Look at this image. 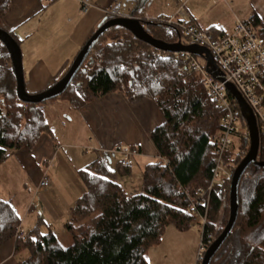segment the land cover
I'll return each instance as SVG.
<instances>
[{
  "label": "trees",
  "instance_id": "obj_1",
  "mask_svg": "<svg viewBox=\"0 0 264 264\" xmlns=\"http://www.w3.org/2000/svg\"><path fill=\"white\" fill-rule=\"evenodd\" d=\"M8 3L0 0V18ZM113 14L100 25L115 18ZM246 22L264 46V22L256 15ZM144 29L167 44L182 38L179 29L159 20ZM260 86L263 91L259 88L257 94L264 108V71ZM110 93H120L130 102L149 99L157 105L163 123L150 138L159 161L144 167L140 191L131 194L120 183L131 175V168L119 162L111 168L110 155L99 154L79 172L85 192L69 209L64 223L69 244L62 247L52 232L41 234L33 229L23 240H15L16 254L29 253L17 264H149L146 254L160 243L168 226L185 232L197 222L188 204L199 188L206 189L210 183L215 153L209 138L221 129L223 117V110L203 87L200 74L188 70L186 61L175 54L158 51L125 29L112 27L99 37L66 91L56 99L78 109ZM257 128V163L241 177L236 222L210 264H264V125L257 123ZM48 129L40 104L18 100L9 55L0 43V163L9 151L30 150ZM235 140L237 146L232 142L225 154L231 175L244 155L242 151L249 147L242 117ZM229 184L230 178L223 193L217 188L210 193L200 241H206L208 235L216 239L226 225ZM18 228L19 218L12 206L0 200V245L14 239Z\"/></svg>",
  "mask_w": 264,
  "mask_h": 264
},
{
  "label": "crops",
  "instance_id": "obj_2",
  "mask_svg": "<svg viewBox=\"0 0 264 264\" xmlns=\"http://www.w3.org/2000/svg\"><path fill=\"white\" fill-rule=\"evenodd\" d=\"M89 4L91 7L83 13L79 0H9L0 29L19 47L26 93H40L57 82L104 18L113 13L115 17L151 22L173 17L181 8L189 24L217 37L231 35L238 19L246 21L256 15L264 22V0H89ZM179 43L190 45L182 38ZM74 110L78 121L75 143L57 142L47 120L48 131L30 150L9 151L12 163L5 172L21 187L18 201L10 198L13 196L5 193V173L0 178V200L12 206L25 235L33 229L41 234H55V227L64 229L69 209L85 192L79 172L99 154H109L110 167L114 168L120 160L117 150L135 148L138 155L130 177L135 166L141 174L146 165L159 161L150 134L163 123V116L152 100L130 102L120 93H110ZM43 175L49 179L45 188L38 185ZM175 243L188 244L193 250L197 236L191 228L179 232L168 226L160 243L147 252L148 263L151 253L163 254ZM28 255L27 251L16 254L13 238L0 245V264H17Z\"/></svg>",
  "mask_w": 264,
  "mask_h": 264
},
{
  "label": "built area",
  "instance_id": "obj_3",
  "mask_svg": "<svg viewBox=\"0 0 264 264\" xmlns=\"http://www.w3.org/2000/svg\"><path fill=\"white\" fill-rule=\"evenodd\" d=\"M79 5L83 13L91 7L89 0H79ZM158 20L179 29L182 39L190 45L206 49L216 70L223 75L221 82L209 74L206 62L202 57L188 53L175 54L186 61L188 70L200 74L202 85L211 101L223 110L221 129L209 138L215 153L210 183L206 189L199 188L196 197L192 198L188 204L189 213L197 216L198 233L202 237L207 219L210 193L216 188L223 193L226 180L231 178L225 163V154L240 125L241 113L237 104H233V97L226 88L227 84H231L251 108L256 123L264 125L262 97L257 94L259 88L263 91V87L260 86V77L264 71V46L258 42L254 30L246 21L237 20L231 35L214 38L189 24L187 13L181 8L173 17ZM116 152L120 157L119 163L122 167L132 168L134 166L135 157L138 155L136 149L122 147ZM38 185L41 188L48 187V177L43 175ZM24 238L25 234L18 228L14 240H23ZM212 241L211 235L206 237V241H200L194 264H201L204 253Z\"/></svg>",
  "mask_w": 264,
  "mask_h": 264
},
{
  "label": "water",
  "instance_id": "obj_4",
  "mask_svg": "<svg viewBox=\"0 0 264 264\" xmlns=\"http://www.w3.org/2000/svg\"><path fill=\"white\" fill-rule=\"evenodd\" d=\"M151 24V22H142L132 17H115L107 20L102 25H99L95 32L89 37V39L82 46L76 57L72 61L67 72L51 87L37 94H28L25 91L23 83V74L21 67V54L19 47L15 40L5 31L0 29V43L6 49L11 62L12 72L16 83V96L18 100L23 104H41L47 101L60 97L68 88L72 82L75 74L78 72L85 59L88 57L92 48L96 44L99 37L108 29L112 27H121L128 31L135 39L149 45L150 47L168 54L176 53H188L194 56L202 57L206 62L207 72L219 81H223V75L216 70L215 65L212 63L209 52L196 45H182L181 43L167 44L162 41L156 40L151 37L144 29V26ZM226 88L230 95L235 100L241 117L244 120L247 127V135L249 141L248 151L240 162L236 165L229 184V204H228V220L220 235L212 241L204 253L201 264H210L214 255L221 248L223 243L230 235L234 224L236 222L239 199L238 188L241 177L245 171L251 166L257 163L258 149H259V133L255 116L244 101L241 95L231 85L227 84ZM264 165V163H262Z\"/></svg>",
  "mask_w": 264,
  "mask_h": 264
},
{
  "label": "rangeland",
  "instance_id": "obj_5",
  "mask_svg": "<svg viewBox=\"0 0 264 264\" xmlns=\"http://www.w3.org/2000/svg\"><path fill=\"white\" fill-rule=\"evenodd\" d=\"M217 10L221 13L224 12L223 8H220V7H217ZM238 21L240 20L238 19ZM40 108L45 113L47 120L49 121L51 125V129H52L51 131L53 132V135L55 136L57 142L75 143L74 129L78 125L77 117L74 114L75 110L71 108V106L66 101H63L61 99H53L45 103H42L40 104ZM263 113H264V109H263ZM65 117L71 118V121L70 122L67 121ZM75 139L78 140V137H75ZM232 142L234 143V146L236 147L237 141L235 140V137L233 138ZM243 149H246V147H244ZM242 152L245 155L247 151L244 152L243 150ZM9 153L10 152H8V155ZM244 155L241 157V159L244 157ZM7 158H9V161L7 162L5 160L6 162L0 165V178H2V176H5L6 166H11L12 160H11L10 155L9 157L7 156ZM136 167L137 166L134 167L133 171H135V173L132 174L131 177L130 176L128 178L125 177L126 179H123L122 181H120V183L123 184L127 188V191L131 194H137L140 191L139 183L141 179V174L137 172V170L139 169H136ZM139 168L142 169L141 166H139ZM4 182L7 186L5 193L9 197L13 196L10 198H13L14 200L18 201L19 196L17 193L19 192V188L21 187L20 182L17 180L13 181L10 174H7V173H6ZM220 215H221V212H220ZM225 216H228V215H225ZM168 229H172V228H168ZM191 229L197 236V244L193 250L192 248H190L188 244L183 243L182 245H180L179 243L178 244L175 243L174 246L169 247V250H165L163 254L159 253V254L153 255V253H151L150 255L151 263L150 264H194L195 256L197 255V250L199 248L198 246L200 243V237L197 231V222L195 220L193 221L191 225ZM54 231H55V234L61 246L66 247L69 244V237L66 231L64 229H61L60 227H55ZM158 256H160L161 258H158Z\"/></svg>",
  "mask_w": 264,
  "mask_h": 264
}]
</instances>
